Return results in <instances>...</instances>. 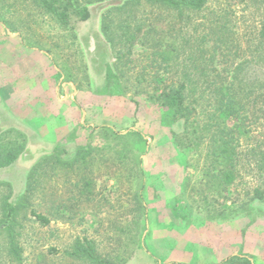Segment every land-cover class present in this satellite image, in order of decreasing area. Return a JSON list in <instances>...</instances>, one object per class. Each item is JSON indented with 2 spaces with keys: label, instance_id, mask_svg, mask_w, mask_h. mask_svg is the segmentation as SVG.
Returning <instances> with one entry per match:
<instances>
[{
  "label": "rangeland",
  "instance_id": "1",
  "mask_svg": "<svg viewBox=\"0 0 264 264\" xmlns=\"http://www.w3.org/2000/svg\"><path fill=\"white\" fill-rule=\"evenodd\" d=\"M126 1L77 0L90 7L91 17L73 33L65 30L37 0H0V33L15 35L25 45L50 55L58 69H62L61 88L65 85L75 88V91L64 89L63 95L71 97L79 92L85 96L78 105L80 110L88 108V116L91 115L88 122H93L71 130L68 142L48 143L44 142L47 138L41 130L33 133L24 126H10V119L17 122L20 118L12 117L13 112L11 115L0 102V125L10 130L3 134V139L9 141L22 132L28 148L13 166L0 171V182H11L10 188L0 183V202L10 193L11 199L18 202L28 183L31 184L26 194L27 205L18 215L23 259L16 262L9 258L8 240L1 235L0 264H88L68 255L75 241L83 237L94 240L97 251L112 257L115 264H215L234 252L249 256L258 264L264 263V217L254 220L241 217L226 223L194 221L186 226L183 212L174 216L176 194L186 182L194 184L201 178L206 147H202L201 155L181 153L172 138V127L161 120L164 109L151 98L157 88L179 82L180 74L190 71L187 55L190 50L201 49L203 36L208 32L214 33L206 45L211 46L214 64L221 72L218 82L233 76L234 67L245 62L240 75L245 80L243 84L253 86L257 94L263 92L258 89L264 82V55L256 52L254 46L263 24L264 0H209L193 14L147 0ZM152 23L168 26L167 42L180 51L177 62L153 61L149 56L151 50L141 44ZM132 35H138L137 41L129 46L127 38ZM31 59L40 57L34 53ZM34 66L38 75L41 64ZM23 70L17 68L18 72ZM66 76H72L71 81ZM29 81L30 77H26L23 82ZM199 87L203 89L204 84ZM92 95L96 100L93 111L89 103ZM206 106L210 108V102ZM246 107L242 111L247 118L237 147L236 179L218 201H226L240 210L245 205L250 208L253 203L254 212L262 214L264 204L259 205L261 202L253 198L256 190L264 193V96ZM71 111L72 108L68 112ZM57 112L61 117L65 114L63 110ZM201 113L206 114L204 110ZM53 114L52 119L60 121L54 111ZM240 115L229 116L225 122L236 127L242 119ZM54 125L48 133L44 130L53 137L60 130L58 123ZM90 125H108L123 133L140 130L147 140L142 158L147 177L148 221L145 227L141 224L140 243L136 247H132L121 229L126 228L134 215L137 184L134 164L118 163L112 152L104 153L82 171L71 173L61 166L52 171L49 164L33 170L31 176L27 172L42 154L58 145L73 152L87 143ZM85 178L92 186L87 193L81 188L87 181ZM188 195L196 207L199 196L192 191ZM32 210L46 215L50 222L37 220ZM246 211L247 207L241 213Z\"/></svg>",
  "mask_w": 264,
  "mask_h": 264
},
{
  "label": "trees",
  "instance_id": "2",
  "mask_svg": "<svg viewBox=\"0 0 264 264\" xmlns=\"http://www.w3.org/2000/svg\"><path fill=\"white\" fill-rule=\"evenodd\" d=\"M140 1L127 0L126 2L137 3ZM147 1L193 14L202 10L209 0ZM37 2L65 30L73 33L91 17L90 7L79 4L77 0H37ZM139 31L141 32L140 29ZM137 36L132 35L127 38L129 46L137 41ZM167 36L168 26L165 24L152 23L147 32L144 33L141 44L146 49L151 50L149 56L153 57V61L157 59L160 63L177 62L180 51L176 46H172L167 42ZM213 37L214 33L208 32L203 36L201 49L199 48L197 51L190 50L189 55H187L191 63L190 71L185 70L181 73L179 82L165 83L162 89L157 88L151 95V98L159 102L160 107L164 109L161 120L163 124L172 127V138L181 153L186 156L189 152L201 155L202 147H206L205 166L200 168L201 178L194 184L186 182L173 201L174 216L178 217L183 212L182 219L186 222V226L194 224V221L195 223L206 221L226 223L241 217H250L252 220L264 217V213L256 214L254 212V205L256 204L251 203L250 208L245 205L242 209L247 207V211L241 213L242 209L234 208L233 205L226 204V201H218V197L223 196L226 188L232 185L236 179L237 147L240 143L239 137L245 131L244 122L247 118V115L242 111L247 109L246 106L254 104L264 96V82L261 84L262 87L258 89L263 91L260 94L256 93L253 86L249 88L243 84L245 80L240 75L245 69V62L234 67L233 76L228 77L225 81L218 82L217 79L220 77L221 72L214 64L215 54L211 53V46L206 45V42L212 40ZM254 47L256 52L259 51L264 55V19L258 35L257 45ZM144 78L145 75L142 74V79ZM65 79L71 81L72 76H66ZM157 79L158 77L155 76V80ZM201 83L204 84L203 89L199 87ZM209 87H212V89ZM159 89L161 90L159 91ZM207 102H210V108H207ZM203 110L206 112L205 115L201 113ZM239 114H241L242 119L236 127H232L225 122V119L229 116ZM202 115H204L203 120L199 119ZM173 126L176 129L178 127V130L173 129ZM88 130H90V137L87 143L76 147L73 152L67 146L58 145L53 151L42 154L37 163L27 172L31 176L33 170H37L39 167L44 168L49 164L50 167H53L52 171L60 166L71 173L77 170L82 171L94 165L95 161L104 153L110 154L112 152L113 160H117L118 163L123 165L134 164L137 167L134 215L126 228L122 227L121 229L128 236V241L132 244V247H136L140 243L141 224L143 223V227H145L148 221V204L145 198L147 177L142 158L146 152L147 140L140 130L130 129L128 132L123 133L108 125H90ZM9 131L5 126L0 125V171L5 167L13 166L19 157L28 151L26 136L22 132H18L17 137H11L9 141L3 139V134L9 133ZM97 136H100V138ZM116 153L119 154L117 157L115 156ZM85 179L87 181L82 184L81 188L87 193L92 186L88 178ZM0 183L8 188L11 187L9 181H1ZM30 189L31 184L28 183L18 202L11 199V193L5 195L2 202H0V236L4 235L7 238L9 258L16 262H21L23 259L18 238V215L20 210L27 205L26 194L30 192ZM190 191L199 196L196 207L194 206V200H189L188 193ZM253 199V201L259 200L261 202L259 205H263L264 193L256 190ZM261 209L259 207L257 211L260 212ZM32 213L42 223L48 224L50 222L46 215L34 210H32ZM68 255L88 264H115L112 257L100 254L97 251L95 241L87 237L78 238L72 245ZM167 264L183 263L170 262ZM215 264L258 263L248 256L235 254Z\"/></svg>",
  "mask_w": 264,
  "mask_h": 264
},
{
  "label": "crops",
  "instance_id": "3",
  "mask_svg": "<svg viewBox=\"0 0 264 264\" xmlns=\"http://www.w3.org/2000/svg\"><path fill=\"white\" fill-rule=\"evenodd\" d=\"M34 53L39 55V60L31 59ZM37 64H41L38 75H36L34 66ZM18 67H23L24 70L18 72ZM26 77H30L31 81L23 82ZM61 77L63 78V75L50 55L39 48L25 45L15 35H10L8 32L6 34L0 33V102L4 108L10 111L11 115L13 112L12 117L20 118L17 122L10 119V126H24L30 128L33 133H38V130H41L45 133L47 141L41 138L38 140L59 144V142L71 140L67 138L70 137L68 135L71 130L93 124L91 121L88 122V117L91 116H88V108L80 110L78 105L81 104L80 99L85 96H81L78 92L76 95H71V97L66 93L68 96L65 97L63 90L74 87L65 85L61 88ZM94 99V95H92V99L89 100L92 111L96 102ZM70 108H72V111L68 112ZM60 110L65 112L62 117L57 112ZM53 111L55 116L60 117V121L52 119ZM37 117L42 119H36ZM35 119L36 121H34ZM56 123L60 128L59 132L56 130L57 135L54 137L48 135V131ZM235 254L237 252L232 255Z\"/></svg>",
  "mask_w": 264,
  "mask_h": 264
}]
</instances>
